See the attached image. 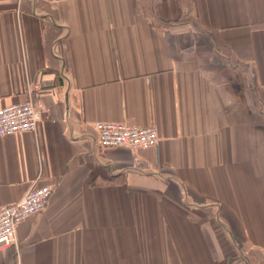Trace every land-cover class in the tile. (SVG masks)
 Wrapping results in <instances>:
<instances>
[{"label": "crops", "instance_id": "obj_1", "mask_svg": "<svg viewBox=\"0 0 264 264\" xmlns=\"http://www.w3.org/2000/svg\"><path fill=\"white\" fill-rule=\"evenodd\" d=\"M30 97L0 207L52 192L0 264H264V0H0V109Z\"/></svg>", "mask_w": 264, "mask_h": 264}, {"label": "built area", "instance_id": "obj_2", "mask_svg": "<svg viewBox=\"0 0 264 264\" xmlns=\"http://www.w3.org/2000/svg\"><path fill=\"white\" fill-rule=\"evenodd\" d=\"M21 4L22 0H18ZM43 119V108L33 97L0 109V137L20 132L37 133ZM98 142L102 149L127 147L138 150L157 147L160 142L156 125L139 127L127 122L96 121ZM50 186L34 187L21 200L0 207V249L17 242V228L29 216L47 206Z\"/></svg>", "mask_w": 264, "mask_h": 264}]
</instances>
